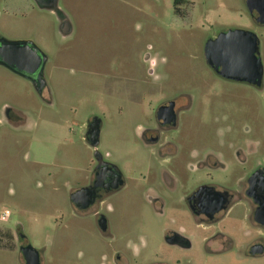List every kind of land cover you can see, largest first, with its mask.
Listing matches in <instances>:
<instances>
[{"label": "rangeland", "instance_id": "374dc122", "mask_svg": "<svg viewBox=\"0 0 264 264\" xmlns=\"http://www.w3.org/2000/svg\"><path fill=\"white\" fill-rule=\"evenodd\" d=\"M57 7L70 35L57 13L34 0H0V36L32 41L47 57L43 95L0 66V264H26L19 231L41 264H116L117 253L119 264H264V255H247L251 243H264V231L237 222L219 227L232 235V250L206 260L201 230L183 203L192 171L182 156L217 154L223 136L256 130L264 139V91L221 81L205 56L221 33L246 29L260 38L264 67V26L255 24L247 0H58ZM171 99L187 107L179 128L166 134L181 174L141 138L156 127L160 103ZM224 115L239 132L228 133ZM94 118L102 122L95 150L86 140ZM96 152L126 181L102 205L107 236L94 217L74 216L70 201L72 190L88 184ZM257 157L264 158L263 147ZM199 174L234 186L224 174ZM5 211L10 217L2 221ZM182 230L194 236L193 249L167 244L168 233Z\"/></svg>", "mask_w": 264, "mask_h": 264}, {"label": "flooded vegetation", "instance_id": "af4514ba", "mask_svg": "<svg viewBox=\"0 0 264 264\" xmlns=\"http://www.w3.org/2000/svg\"><path fill=\"white\" fill-rule=\"evenodd\" d=\"M34 1L40 7L57 13L64 34H71L73 27L67 16L58 10V0ZM178 2L176 1V3ZM247 7L255 24L260 27L264 26V22L259 20L264 19V0H247ZM240 30L251 33L246 35L248 38L255 40L258 58L261 61L260 78L258 79L251 69L241 70L237 77L221 76L207 64L217 78L225 83L240 85L251 91H264V67L260 52V38L255 32L246 29ZM229 31L231 30H227L220 35ZM46 63V55L32 41H9L0 36V66L30 81L40 95H43L47 88L44 76ZM19 67H26L29 71H21ZM187 96L191 99L189 95ZM186 109L187 107L179 105L175 99L160 103L155 114L156 127L147 128L141 133L145 146L160 151L165 155L164 159L166 161L173 160L178 174L183 173L181 171L183 167L176 161L178 153L172 152V149L175 148L174 140L166 134L179 128L182 115L186 112ZM3 110L9 120H15L13 109L4 107ZM223 119L229 134L233 130L239 132V127L231 122V116L224 115ZM94 125H98L97 127L100 130L101 120L94 118L87 124L86 140L91 147L93 146L89 142L88 133L93 130ZM257 132L254 130L255 135L241 138L234 137L233 139L229 135L223 136L219 140L221 151L217 154L208 152L201 159L191 154L181 157L184 160L182 163H185L192 171L191 178H185L186 181L192 179V185L184 196L183 203L191 214L192 223L194 222L195 226L201 230L200 239L206 250L204 253L206 260H219L223 256L220 253L232 250L234 239L230 233L221 230L220 225L228 222L246 223L249 226L258 228L261 232L264 231V158L259 159L257 157L258 148L263 147L264 149V139L257 140ZM93 149L96 148L93 147ZM95 157L96 166L88 184L72 190L70 201L74 216L78 218L94 217L100 233L107 236L109 233V220L102 212V205L106 199L120 192L125 187L126 181L122 172L114 165L106 163L98 152L95 153ZM202 171H206L212 180H214L212 175L224 174L228 180L235 181L234 186L226 187L215 182H204L199 177V173ZM155 200L157 203L161 202L160 198ZM211 229L215 231L209 234ZM17 235L20 248L27 247L26 237L23 233L19 231ZM193 238V235H187L182 230L178 232L171 231L166 235L165 240L169 245L189 250L194 247ZM216 245L217 248L212 249L210 247ZM247 255L250 257L263 256L264 243L262 241L251 243ZM119 259L120 253H117L115 255L116 264H119ZM188 264L194 263L189 262Z\"/></svg>", "mask_w": 264, "mask_h": 264}, {"label": "water", "instance_id": "95a60500", "mask_svg": "<svg viewBox=\"0 0 264 264\" xmlns=\"http://www.w3.org/2000/svg\"><path fill=\"white\" fill-rule=\"evenodd\" d=\"M259 20L264 22V19ZM246 34L251 33L240 29L231 30L208 43L205 52L207 63L219 75L237 77L241 70L251 69L254 75L260 78L261 61L258 58L257 46L255 40L248 38ZM19 69L24 72L29 71L26 67ZM97 126L94 125L93 130L88 133L89 142L94 148L99 145L100 130ZM21 251L26 264H41L40 253L32 246L24 247Z\"/></svg>", "mask_w": 264, "mask_h": 264}, {"label": "built area", "instance_id": "2783aa9c", "mask_svg": "<svg viewBox=\"0 0 264 264\" xmlns=\"http://www.w3.org/2000/svg\"><path fill=\"white\" fill-rule=\"evenodd\" d=\"M9 216H10V212H9V211H5V212H3V214L1 215V220H2V221H7L8 218H9Z\"/></svg>", "mask_w": 264, "mask_h": 264}]
</instances>
